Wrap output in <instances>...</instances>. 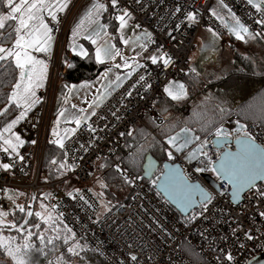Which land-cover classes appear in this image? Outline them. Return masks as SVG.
<instances>
[{
  "label": "built area",
  "instance_id": "2783aa9c",
  "mask_svg": "<svg viewBox=\"0 0 264 264\" xmlns=\"http://www.w3.org/2000/svg\"><path fill=\"white\" fill-rule=\"evenodd\" d=\"M86 1L69 0L68 8L57 14L58 24L44 14L45 23L53 29L54 39L53 49L45 59L48 66L46 83L36 91L38 103L17 127L25 140L18 150L19 156L15 153L9 156L0 150V163L11 165L8 170L0 168V205L6 206L4 196L8 189L29 193L32 202L42 200L101 258L100 264H249L263 255L264 218L259 212L264 210V202L257 203L252 190L243 195L239 205H234L230 199V185L219 179L211 170L212 166L207 164V159L216 162L223 151L213 145L217 129H222L221 136L226 133L236 139L247 133L264 149V129L259 125H246L232 116L208 136L193 137L179 150L168 143L169 138L161 140L168 155L172 154L171 162L181 167L183 176L189 182L200 184L212 196L209 210L203 216L195 215L200 211L199 206L188 215L181 214L162 195L157 188L161 170L146 180L115 161L125 138L136 125L149 119L157 125L164 123L156 104L171 79H184L190 74L189 59L199 29L208 25L220 35H226L225 27L210 11L215 10V3L220 7L227 5L220 11L230 9L253 34H264L254 23L260 16L247 0H141L140 4L134 0H118V8H127L131 12V23L150 34L145 40L148 48L144 56L166 55L169 62L165 66L163 60H158L153 65L151 60L142 57L140 63L144 66L135 68L122 86L63 143L69 174L58 181H42L41 168L61 75L64 44ZM101 1L107 8L105 12L114 18L118 13L112 9L111 0ZM177 7L179 12H176ZM188 11L195 14L196 22L187 21L185 13ZM177 24L179 30L175 27ZM141 75L145 79L137 83ZM129 90L130 96L127 95ZM89 125L94 131L89 130ZM174 136L179 137L178 144L186 139L181 134ZM32 140L36 143L32 144ZM197 148L207 153V159L199 153L192 156ZM226 148L234 149L232 144ZM100 160L113 163L115 170L118 166L122 171L116 172L130 182L134 191L128 201L114 208L102 205V200L89 186ZM197 167L206 170L197 172ZM206 176L216 181L218 190L205 179ZM72 180L75 186H65ZM258 185L264 186V181ZM245 232L253 239L248 240ZM227 253H231V262L224 258ZM131 255L137 257L135 262L130 259Z\"/></svg>",
  "mask_w": 264,
  "mask_h": 264
},
{
  "label": "snow or ice",
  "instance_id": "6c2138e0",
  "mask_svg": "<svg viewBox=\"0 0 264 264\" xmlns=\"http://www.w3.org/2000/svg\"><path fill=\"white\" fill-rule=\"evenodd\" d=\"M134 2L136 4H140L141 0H134ZM247 3L256 9L260 18L255 19L254 23L259 25L262 31H264V0H247ZM68 6L69 0H18V2L17 0H0V9L7 10L0 12V29L5 28V21L17 22L15 27L16 38L13 47H0V61H8L11 57L14 61L16 69H19V79L13 86V91L7 97L9 104H15L18 114L5 123L2 128H0V150L8 153L9 156L13 153L19 156L18 149L25 144V141L22 140L21 137L13 131V129L38 103L39 97L36 96L35 89L43 86L47 73V64L43 60L36 59L33 55H31L29 50L31 49L32 51L43 52L45 54L50 52L53 41V36L51 35L53 29L49 27L48 23H45L44 14L47 13V16L50 17L51 21L58 24L59 19L57 14L63 13ZM111 7L118 13L114 16V19L118 24L115 31L120 34V43L125 46H129V39L125 37L124 33L125 29L128 27L129 21L133 19L132 14L127 8H118V0H111ZM221 7L227 8V5L221 4ZM105 11H107V8L104 3H93L91 9L85 13V17L87 18L89 24L96 25V27L92 28L91 31L83 29L85 32L84 39L90 40L92 45L95 46V60L97 64H104L106 61H116L117 57H119L120 61L123 63H114L112 67L117 69L126 68L130 69V71L125 76L116 74L115 79L112 80L109 78L112 68L105 69L100 76L103 79H108L109 83L100 95L94 98L92 104L89 106L90 108L98 106L99 102L103 100L104 96L108 94V91L112 87H119L122 80L130 77L132 75L131 70L144 66L138 62V58H140L143 53L147 52L148 48L146 42H139V38H137L136 43L139 44V51H135L133 48L132 50L135 51V55L126 57L118 48H116L114 44L110 43V40H105L103 44L97 46V40L101 36H109V33L107 32L108 25L99 23L101 13ZM179 11L180 8L177 7L176 12ZM210 11L212 15H216L214 10ZM229 14L235 21L232 25H229V31L236 39L244 40L246 36L253 37L254 35L261 34H253L250 32L248 27L241 23V21L236 18L234 14H231L230 9ZM185 18L189 21V23L196 22V16L191 11L185 13ZM83 24L84 20L82 19L81 22L72 29L73 38L80 35ZM134 27L139 28L140 26L137 24ZM175 27L179 30L180 25L177 24ZM209 31L212 30L209 29ZM212 34L214 37L216 36L215 32ZM143 35L150 38V34L147 31H145ZM72 47L75 50L77 46L72 45ZM77 54L81 57L88 56L87 51H85L82 47L79 48V52ZM143 58L151 60L153 65L157 64L158 60H163L165 66H167L170 59L166 55L160 56L157 54L143 56ZM129 61H131V63ZM144 79V76L141 75L137 83L144 81ZM132 87H135V84ZM148 87H150V85ZM164 91L175 100L183 95V85L177 86L175 90H173L171 86L166 87ZM127 95H131V90L127 92ZM7 111V106L5 109H0V116L5 115ZM80 111L81 113L84 112L83 109ZM92 114L94 115L95 112L93 111ZM60 117H63L65 121L69 120V117L66 116L63 111L58 113V119ZM87 118L88 117L83 114L79 117H76L75 115L71 117L77 126H79L82 121H86ZM89 130L94 131L91 128V125H89ZM53 131L55 133V129ZM71 131L73 130H65L66 135ZM221 134L222 129H217V137H220ZM223 135L224 138L227 139V134L224 133ZM178 139L179 137L177 136H171L168 140V143L176 146L177 150L191 142V138H186L182 143L178 144ZM31 143L35 144L36 141L32 140ZM56 143L59 147H64L63 139H58ZM236 144L237 151L235 153L226 149L221 156L217 157L216 162H213L211 159H207V153L202 151V148H197L196 152L192 153V156L195 157L197 153L204 156L207 159V164L212 166L211 170L216 172L220 178L227 179V181L231 183L233 189V200H235L243 190L247 189L249 191L254 190L252 191V194L256 198L257 203L264 202V186L257 184V181H264V149L258 148L247 133L238 137L236 139ZM171 155L172 154L169 153V158H171ZM20 158L23 159V157ZM10 167L11 165L9 164H0V168H3L4 170H8ZM60 168H65V165L61 164ZM116 170L118 172L122 171L118 166ZM205 170V168H196L197 172ZM104 186L105 185L101 184L102 188ZM165 191H168V189L166 188ZM178 191L186 209L199 206L200 211L195 213L196 216H203L206 212H208V205L211 204L213 198L210 194L200 188L199 185H189L185 183ZM99 195L103 196V193H100ZM196 195L199 196L198 201L194 198ZM9 199H11V197H9ZM81 199H83V197H81ZM17 207H19L21 212H24L23 206L17 205ZM41 207H43V205H41ZM32 214L33 213L31 211L27 212V216H32ZM7 215V212L0 210V229L4 227H7L9 230L15 229L17 233L21 234V238L24 242L22 245H18L13 248L11 243L5 245L4 238L0 236V248H3L5 250V254L12 258L14 264H31L24 254L28 253L35 247L31 242V238L33 236L31 228L35 227L39 229L40 225L36 224L28 226L26 218L23 223L20 224H18L15 219L6 222L4 218ZM35 215L40 217L41 213L36 212ZM259 215L261 218H264V210L260 211ZM49 219H52V217L45 219L44 223L48 224ZM52 230L56 234L50 238H45L44 235L39 233L37 234V238L41 241V246L37 249V251L42 254L47 255L44 252L45 248H48L50 251H55L57 246L54 241L61 239L59 235L60 230L56 228H53ZM64 230L66 234L63 237V245L67 246V252L73 256L79 255L77 248H79L80 251H83L84 247L75 243L69 244V237L67 233L71 230L67 229L66 225ZM25 232H27L26 236H24ZM245 236L248 240L253 239V236L248 232H245ZM8 239L11 241L13 238L9 237ZM224 258L229 262L233 259L231 253L225 254ZM130 259L135 262L137 257L135 255H131ZM48 264H65V260L63 256H58L55 261L49 260Z\"/></svg>",
  "mask_w": 264,
  "mask_h": 264
},
{
  "label": "trees",
  "instance_id": "16d2710c",
  "mask_svg": "<svg viewBox=\"0 0 264 264\" xmlns=\"http://www.w3.org/2000/svg\"><path fill=\"white\" fill-rule=\"evenodd\" d=\"M4 11L7 10L0 9V12ZM15 27V21H5V28L0 29V47L13 43L16 37ZM250 43L252 46L259 47V51L240 53L233 50L228 66H223L217 71L218 73L212 71L199 77L190 72L183 79L186 86L184 96L175 100L164 96L156 104V109L163 116L164 123L156 125L153 120L149 119L146 120L147 125H136L133 132L125 138L124 145L119 149L115 161L139 176L142 175V166L147 154H151L161 164L167 161L171 162L161 140L174 136L182 130H188L194 138H204L232 116H236L239 122L246 125H259L264 129V53H262L264 34L249 37L246 46ZM101 70L102 65H98L91 55L79 59L75 56L69 57L65 51L60 79L75 83L90 81ZM17 80L18 69H16L13 59L10 57L8 61H0V109H5L6 106L8 109L5 115L0 116V128L14 118L17 113L14 104H9L7 99ZM61 164H64L65 168L61 169ZM68 174L63 149L48 141L41 168L42 181H58ZM98 177L105 184L103 188L94 185L95 178ZM89 186L109 208L128 201L134 192L130 182L116 172L113 163L106 160L99 161L96 175ZM100 193H103V196H100ZM26 195L25 199H28V203L24 199ZM22 199L24 212L19 209L9 211L7 217L8 221L15 219L18 224L23 223L26 218L28 226L40 225L39 229L31 228L33 233L31 242L35 247L24 254L31 264H48L49 260L53 261L59 254L63 256L65 264H100L102 262L101 258L72 231L67 233L69 239L72 237L69 244L74 242V234L77 245L83 246L84 250L80 251L77 248L79 255L76 256L67 252V246L63 245V237L66 234L65 225L67 229L70 228L63 220L55 221L57 226H62L59 229L61 239L54 241L57 246L56 250L50 251L45 248L44 252L47 255L37 251L41 246L37 234L50 238V231L35 214L30 218L27 216V212L30 210L29 201H31L29 193H25ZM35 202L43 203L41 200H35ZM5 228L7 227L2 228V231ZM13 230L11 233H2L10 235L15 246L22 245L24 241L21 234L17 233L15 229ZM26 235L27 232L24 233V236ZM0 236L3 235L0 233ZM4 241L5 245L11 242H8L5 237ZM0 264H14L12 258L7 256L2 248H0Z\"/></svg>",
  "mask_w": 264,
  "mask_h": 264
},
{
  "label": "crops",
  "instance_id": "0c3cea01",
  "mask_svg": "<svg viewBox=\"0 0 264 264\" xmlns=\"http://www.w3.org/2000/svg\"><path fill=\"white\" fill-rule=\"evenodd\" d=\"M86 2L84 3L82 8L80 9L78 15L76 16L71 30L74 28L75 25H77L79 20L81 21L85 17V13L88 12L89 9H91L93 2L89 1V0L86 1ZM104 14L106 15V17L102 18L101 21H103V22L99 21V23L108 25L107 32L109 33V36H101L97 40V46L103 44L105 40H110V43L114 44L116 46V48H118L123 53V55H125L126 57L130 56V55H135V51H139V44L136 43L137 38H139V42H145V40L147 38V37H145L143 35V32H145V30H142L140 28H135L134 25L131 23V20H130L129 24H128V27L125 29V33H124L125 37L129 39V46H125L124 44L120 43V34L115 31L116 27H118L117 22L115 21L114 18L110 17V15L108 13L105 12ZM95 27H96V25H95ZM71 30H70V33L68 34V36H67V38L65 40L64 52L66 51V54L69 57L75 56V57H77L79 59H84L87 56L81 57L80 55L77 54L79 52V48L82 47L85 51H87L88 56L91 55V57L96 62V60H95V46L92 45L90 40L84 39L83 34H80V35L76 36L77 37L76 39H73L72 41L69 42L70 35H72L71 34L72 33ZM110 37H111V39H110ZM14 42H15V39H14V41H13V43L11 45H9V46H7V45L4 46L3 45L2 47L12 48ZM247 42H248V39L245 41V43L243 45H239L238 44V47L239 46H246ZM72 45H76L77 46L75 48V50L73 49ZM53 46H54V39L52 41L51 50L53 49ZM133 48L135 49V51L132 50ZM51 50H50V52H51ZM29 51H30L31 55H33L36 59L43 60L45 62L47 54H45L43 52H35V51H32L31 49ZM231 53H232V51H231ZM143 56H144V53L142 54V56L140 58H138V62L139 63L141 62ZM220 60L222 61L224 59L220 58ZM117 62L123 63L122 61H120L119 57H117L116 61H106L104 64H98V65H102V70H101V72H99L97 74V76L94 79H92L90 81H81V82L75 83V82H70L68 80H65L63 83L59 84L57 86V90H56V94H55L56 97L54 96V105H52V111L54 109V114L58 115V113L60 111H63L65 113L66 110L71 109V111L72 110L76 111L75 114L72 112V114L75 115L76 117H79L81 114H83V115H86L88 117L87 118V120H88L93 115L92 112L93 111L96 112L122 86V84L128 79L127 78V79L122 80V82H121L119 87H112L108 91V94L104 96L103 100L101 102H99L98 106H96L95 108H90L89 107L90 104H92L94 98L99 96L100 93L105 89V87L109 83L108 79H103L100 76V74L102 72H104L105 69L112 68V72L109 74V78L112 79V80L115 79V75L116 74H119L121 76H125L130 71V69H126V68L117 69V68L112 67L113 64L117 63ZM129 62L131 63V61H129ZM229 62H230V60H229ZM218 63H219V60H218ZM134 70H131V71L133 72ZM191 73H193V72H191ZM18 79H19V69H18ZM44 82L46 83V79H44ZM44 82H43V86L36 88L35 91H37L38 89L43 88L45 86ZM81 93H85V95L84 94L82 95ZM164 96L165 95L163 94V97ZM14 106H15V104H14ZM81 109L84 110L83 113H81V111H80ZM17 114H18V110H17L16 115ZM52 115H51V121H52V118H53ZM23 120L24 119H22L15 126L13 131L15 130V131L18 132L17 127L21 124V122ZM83 122H85V121H82L81 124ZM71 123L72 124L74 123V121L72 119L68 120V121H65V119H62L63 126H66V125L71 124ZM72 124L70 126H68V128H66L65 130H73V131L69 132L66 135V132L64 130L59 135L60 136L59 139H63V143L69 137H71V135L73 134L75 128L77 127V125L75 123L73 125ZM21 136H22L21 139L23 140L24 137H23V135H21ZM49 136H50V130H49ZM49 136H48V141H49ZM55 144L57 145L56 142H55ZM17 192H19V193H17L18 196L15 197V199H11L12 203H13V206H12L13 210H16L17 208H19V207H17V205L21 204V206H22L24 204L22 197H23V195L25 193H27V192H24V191H17ZM25 198H27V195L24 196V199ZM7 221H8V218H7Z\"/></svg>",
  "mask_w": 264,
  "mask_h": 264
},
{
  "label": "rangeland",
  "instance_id": "374dc122",
  "mask_svg": "<svg viewBox=\"0 0 264 264\" xmlns=\"http://www.w3.org/2000/svg\"><path fill=\"white\" fill-rule=\"evenodd\" d=\"M89 1H92L93 3H102L101 0H89ZM220 9H221V7L217 3H215V10L220 11ZM104 13L105 12L101 13V15L99 17V21H101L102 18L106 17V15ZM231 14H233V13H231ZM213 16L216 17L223 24V26L226 29V35L225 36L220 35L214 28H212L208 25L203 26L199 29L197 39H196L195 49L191 53V56L189 59V65H188L190 72H193L194 75L196 74L199 77H203V75L209 74L212 71L218 73L217 71L219 69H221L223 66L227 67L229 64V59H230L229 55H230L231 51H233V50L240 52V53H246L247 51L258 52L260 49L257 46H252V43H250L248 46H239L238 47V44L243 45L249 37L246 36L244 40H238L235 38V36L233 34H231V32L229 31V25H232L235 21L232 19V16L229 14V11L227 9L221 10L218 14L216 12V15H213ZM234 16L239 19V17L237 15L234 14ZM83 20H84V24L82 26V30H81L80 34H83V36H84L85 32L83 31V29H87L88 31L89 30L91 31L92 27L94 28L95 25L93 26V24H89L86 17H84ZM80 22L81 21L79 20V22L77 24H79ZM101 22H103V21H101ZM15 23H17V22H15ZM241 23H243V22L241 21ZM243 24L247 27V25L245 23H243ZM209 29H211L212 31H209ZM71 32H72V30H71ZM213 32L216 33L215 37L212 34ZM76 38L77 37L73 38L72 35H70L69 42L72 41L73 39H76ZM262 53H264V50H262ZM220 58H223L224 60L221 61ZM218 60H219V63H218ZM46 76H47V73H46ZM64 81H65V79L63 80V78H61L58 81V85L63 83ZM179 85H183V95L180 96V97H182L186 93V86H185V82L183 79L174 78L167 83L166 87L171 86L173 88V90H175L176 87ZM81 94L85 95V93H81ZM164 95L171 98L165 91H164ZM53 105H54V100H53ZM72 112L74 114L76 113V111H74V110L71 111V109H68L65 112V115L69 117V120H71V117L73 116ZM52 114H53L52 115L53 118H52V121L50 120L49 141H51L52 143H55L60 138L59 135L66 128H68V126H70L72 123L68 124L66 126H63L62 119H64V118L60 117L58 119V115L54 114V109L52 111ZM144 124H146V122H144ZM54 129H55V133L53 131ZM185 131H188V130H184V131H182L176 135L181 134V136H183L184 138H191L192 139L193 135L191 134V132L188 131V133H186ZM14 132L22 138L20 133H18L15 130H14ZM182 134H186V135H182ZM193 139H196V138H193ZM23 140H24V138H23ZM101 184H103V182L100 180V178L99 177L95 178L94 185H97L98 188H100ZM103 185H105V184H103ZM65 186L73 187V186H75V181L72 180L69 183H67ZM17 193H19V192H17L16 190L8 189L5 192V196H4V202H5L6 206L0 205V210L5 211L7 213L9 211H12L13 210V207H12L13 203H12L11 199H15V197L18 196ZM9 197H11V199H9ZM25 200H26L25 202L28 203V199H25ZM29 202L31 204V206L29 204V206H30L29 211H31L33 214H35L36 212H40L41 216L39 217V219H40V221H43V223H44L45 219L52 217V219L48 220V224H45V225L47 226V229L50 231V237L54 236L56 233L52 229L53 228H56V229L62 228L61 225L57 226L55 224V221H60L61 219L57 215H55L53 213V211L50 208H48L44 203H37V202H32V201H29ZM101 203H102V205H105L104 201H101ZM41 205H43V207H41ZM20 206H21V204H20ZM17 209H19V208H17ZM7 216L4 219L6 222H9L10 220L7 221V218H8ZM30 217L31 216H29V218ZM12 231H14V230L13 229L9 230L8 228L3 229V231H2V229H0V233L3 235L2 237L3 238L5 237L8 242H10L8 239L10 237V235H5L2 232L11 233ZM70 236H71V234H70ZM69 240L72 241V237H70ZM73 241H74L73 243L77 244V240L75 238ZM10 243L12 244V246H15L13 244V240ZM8 244H6V245H8ZM15 247H17V246H15ZM58 256H61V255L59 254ZM57 257H55L53 259V261H55Z\"/></svg>",
  "mask_w": 264,
  "mask_h": 264
},
{
  "label": "water",
  "instance_id": "95a60500",
  "mask_svg": "<svg viewBox=\"0 0 264 264\" xmlns=\"http://www.w3.org/2000/svg\"><path fill=\"white\" fill-rule=\"evenodd\" d=\"M213 145L216 149L219 150H223L222 154L224 153V151L227 149L226 145H230L232 144L234 149L230 150L227 149L228 151H231L232 153H235L237 151V144H236V139H232L230 137H227V139L224 138V136L221 137H214L213 138ZM254 143L256 144V146L258 148H262L258 143H256L254 141ZM263 149V148H262ZM221 154V155H222ZM147 170V172H146ZM161 170V175H160V179L158 181L157 184V188L158 190L162 193V195L164 197H166L168 199V201L183 215H188L193 209H195L197 206L193 207V208H185L184 207V203L180 198L179 195V188L183 185V184H189V185H199L200 188H202L205 192H207L200 184H198L197 182H189L184 176H183V171L181 169V167L179 166V164H174L170 161L164 162V163H160L157 159H155L151 154H147L145 159H144V164L142 166V176L144 179L146 180H150L151 178L154 177V175ZM216 173V172H215ZM216 175L218 176V174L216 173ZM219 179L227 182L230 187H231V192H230V199L231 202L234 205H239L242 200H243V195L249 191L247 189L243 190L239 196L233 200L232 198V185L231 183H229L227 181V179L224 178H220L218 176ZM205 179L216 189L218 190V184L216 183V181L214 179H212L209 176H206ZM263 181H257V184L261 183ZM168 189V191H165V189ZM208 193V192H207ZM195 200H199V196L196 195ZM249 264H264V254L257 256L256 258H254Z\"/></svg>",
  "mask_w": 264,
  "mask_h": 264
},
{
  "label": "bare ground",
  "instance_id": "6f19581e",
  "mask_svg": "<svg viewBox=\"0 0 264 264\" xmlns=\"http://www.w3.org/2000/svg\"><path fill=\"white\" fill-rule=\"evenodd\" d=\"M196 44V43H195ZM195 49V48H194ZM172 80V79H171ZM227 137H230V138H232V139H236V138H234V136H232V135H227Z\"/></svg>",
  "mask_w": 264,
  "mask_h": 264
}]
</instances>
